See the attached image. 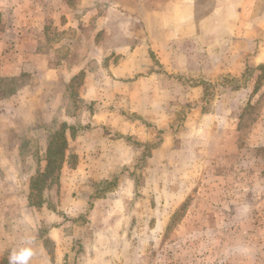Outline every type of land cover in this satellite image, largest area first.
Segmentation results:
<instances>
[{
  "label": "rangeland",
  "instance_id": "obj_1",
  "mask_svg": "<svg viewBox=\"0 0 264 264\" xmlns=\"http://www.w3.org/2000/svg\"><path fill=\"white\" fill-rule=\"evenodd\" d=\"M100 3L128 31L85 10L76 48L41 50L71 62L56 82L1 75L22 54L0 15V264L29 239L30 264H264V0H195L180 33L149 16L175 0ZM110 40L155 46L153 77L117 79Z\"/></svg>",
  "mask_w": 264,
  "mask_h": 264
},
{
  "label": "crops",
  "instance_id": "obj_2",
  "mask_svg": "<svg viewBox=\"0 0 264 264\" xmlns=\"http://www.w3.org/2000/svg\"><path fill=\"white\" fill-rule=\"evenodd\" d=\"M79 3L77 5H72L70 0H0V15L3 18L2 26L6 25L7 20L4 18H10L8 23H12L15 25V33L17 42L15 47L20 49L21 56L17 57L16 61L9 62V64L4 63L2 66V76H15V77H23L31 68L27 66H37L36 64L39 62L40 66L45 65L46 69L43 71L42 67L33 74L35 77L42 81V78L51 77L53 81H57L60 79L59 67H62L63 64L65 66H70V60L65 57L59 58L56 56H47L42 53L41 50H46V48L51 49H67L71 50L76 48L77 45L72 43V40L69 38H65L66 34L71 32L80 33L82 28L80 25L83 23L82 21L87 20V10H96L95 17L97 19V24L100 20L101 25L98 31H103L105 28L109 27L112 24L115 28L118 27L122 32L125 29L123 28V24H118L116 18L114 17L112 22H110L109 16H105V9L101 8L100 2L104 0H78ZM109 1V0H107ZM176 3L174 6L170 8H159L154 9L149 14L151 18H154V23L157 22V26L155 29H158V32H172V33H180L185 29H198L197 25L183 26L180 24L169 26L168 23H165L167 18L169 17H178L185 16L187 18H192L194 15V10L190 9V4L195 3V0H175ZM81 7H85L83 10ZM88 7V8H87ZM90 8V9H89ZM94 8V9H93ZM102 9V10H101ZM86 10V11H85ZM92 12V11H91ZM110 12V11H109ZM86 14V15H84ZM128 20V17L122 19V21ZM85 24V23H83ZM103 26V27H102ZM57 33L58 37L53 39L51 42L44 40L41 34L45 33ZM68 32V33H67ZM3 33L0 35V51L9 48L11 46V42L9 41V35H5ZM51 35V34H50ZM150 42V41H149ZM165 47L168 46V43ZM96 48L104 49L109 48V53L115 54L113 59V67H111V71L113 75L117 76L119 79L121 73H124L123 66L125 65H145V70H142L144 75H142L138 80H148L153 77V74L156 72L152 71V50L155 46L151 43L139 42L135 43L134 41H107V42H98L94 44ZM80 47V45H79ZM159 47V46H158ZM27 50H31L29 53ZM166 59L162 60L163 62L169 63L167 60L169 58H173V55H165ZM57 59L56 61H53ZM254 59L257 62L264 63V50H260L256 53ZM97 65H102L103 60H99L96 58ZM70 64V65H69ZM148 66V68H147ZM131 70L132 69H127ZM136 71V69H135ZM138 71H140L138 69ZM229 71H232L229 68ZM134 72V70H133ZM136 73V72H134ZM134 75V74H133ZM132 74L124 75V80L129 79V77L133 76ZM25 88V87H23ZM19 89L17 94H20L24 91V89ZM29 88L33 95L34 90L38 87L28 85L26 89ZM38 93V92H37ZM35 94L34 96H36ZM37 97V96H36ZM31 98V97H30ZM30 100V99H29ZM3 120V113L0 112V124ZM13 145H18V141L12 142ZM21 143V142H20ZM17 152L20 155V146L16 147ZM4 161L0 159V170L4 171L6 168L2 164ZM1 174V173H0Z\"/></svg>",
  "mask_w": 264,
  "mask_h": 264
},
{
  "label": "clouds",
  "instance_id": "obj_3",
  "mask_svg": "<svg viewBox=\"0 0 264 264\" xmlns=\"http://www.w3.org/2000/svg\"><path fill=\"white\" fill-rule=\"evenodd\" d=\"M32 240L29 239L25 246L19 249H13L8 257V264H30L34 255V250L30 246Z\"/></svg>",
  "mask_w": 264,
  "mask_h": 264
},
{
  "label": "trees",
  "instance_id": "obj_4",
  "mask_svg": "<svg viewBox=\"0 0 264 264\" xmlns=\"http://www.w3.org/2000/svg\"><path fill=\"white\" fill-rule=\"evenodd\" d=\"M65 141H66V140H65ZM49 151H51L50 147H49ZM59 151H61V150L59 149ZM51 152H52V151H51ZM52 160H53L52 157H49V158H48V161H49L48 164H49V165H47V169L50 167V164L52 163Z\"/></svg>",
  "mask_w": 264,
  "mask_h": 264
}]
</instances>
